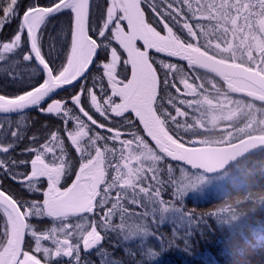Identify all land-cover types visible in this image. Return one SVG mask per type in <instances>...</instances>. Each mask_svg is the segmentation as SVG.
I'll return each instance as SVG.
<instances>
[{
  "label": "snow or ice",
  "instance_id": "6c2138e0",
  "mask_svg": "<svg viewBox=\"0 0 264 264\" xmlns=\"http://www.w3.org/2000/svg\"><path fill=\"white\" fill-rule=\"evenodd\" d=\"M184 19L181 0H0V264H160ZM33 111L56 126L28 135Z\"/></svg>",
  "mask_w": 264,
  "mask_h": 264
},
{
  "label": "trees",
  "instance_id": "16d2710c",
  "mask_svg": "<svg viewBox=\"0 0 264 264\" xmlns=\"http://www.w3.org/2000/svg\"><path fill=\"white\" fill-rule=\"evenodd\" d=\"M181 5L187 25L179 37L184 46L213 53L212 45L223 46L243 33H253V0H181ZM237 16L241 21L235 22ZM10 31L6 29L0 39L7 38ZM174 79L175 88L170 89L177 117L172 129L174 142L184 146H225L248 136L264 135L263 105L234 97L216 76L187 63H178ZM190 89L196 93H190ZM222 99L238 102L241 112L234 119L211 125V104ZM28 116V135H39L45 126L57 124L54 116L35 111ZM26 144L27 141L22 143L21 148ZM16 155L27 158L20 149ZM173 166L179 176L177 170L182 167ZM209 179H224L223 188L201 198L178 196L176 201L165 190L163 198L169 206L175 203L181 209V218L153 223V238L145 237V244L163 248L165 255L160 264H264V150Z\"/></svg>",
  "mask_w": 264,
  "mask_h": 264
},
{
  "label": "water",
  "instance_id": "95a60500",
  "mask_svg": "<svg viewBox=\"0 0 264 264\" xmlns=\"http://www.w3.org/2000/svg\"><path fill=\"white\" fill-rule=\"evenodd\" d=\"M184 54L190 64L216 75L221 80L238 79L256 86L263 96L227 85L234 96L264 106V76L241 66L217 61L197 50L190 49ZM170 145L176 155L182 158L171 163L207 177H215L238 162L264 150V136H248L225 146H184L172 140Z\"/></svg>",
  "mask_w": 264,
  "mask_h": 264
},
{
  "label": "flooded vegetation",
  "instance_id": "af4514ba",
  "mask_svg": "<svg viewBox=\"0 0 264 264\" xmlns=\"http://www.w3.org/2000/svg\"><path fill=\"white\" fill-rule=\"evenodd\" d=\"M239 12L243 13V10ZM238 21H241V17L239 16L235 18V22ZM230 37H234V36L231 35ZM212 46L214 47L215 50L213 51V53H208L199 48L188 47L179 43V50L183 57V59H181L179 62L187 63L194 68L203 70L201 68L195 67L194 65L186 61V56L184 52L193 49L200 51L217 61H221L231 65L241 66L250 71L259 73L260 75L264 76V2L253 0V33L250 34L243 33L241 37L239 38L234 37V39L232 38V40H230L229 43H227L226 45L223 44V46L220 44H214ZM203 71L208 72L206 70ZM218 79L222 84V86L226 88L229 94L231 95L233 94L230 92V90L227 87V85L229 84L241 90L263 96V93L256 86L254 85L252 86L251 84L243 80L232 79L230 81H227V80H221L220 78ZM189 92L196 93V90L190 89Z\"/></svg>",
  "mask_w": 264,
  "mask_h": 264
},
{
  "label": "rangeland",
  "instance_id": "374dc122",
  "mask_svg": "<svg viewBox=\"0 0 264 264\" xmlns=\"http://www.w3.org/2000/svg\"><path fill=\"white\" fill-rule=\"evenodd\" d=\"M239 103L231 102L229 100L222 99L218 104H211L212 112L211 115V125H217L220 122L229 121L238 116L241 112V106ZM264 136V135H260ZM177 184L181 189L180 196H193L201 198L210 192H216L223 188L224 179H214L211 180L203 174L193 175L191 172L186 170V168H181L177 170ZM180 215L172 216L170 213L166 214L165 220L174 221L180 219Z\"/></svg>",
  "mask_w": 264,
  "mask_h": 264
}]
</instances>
